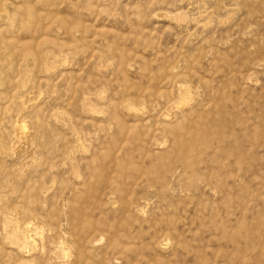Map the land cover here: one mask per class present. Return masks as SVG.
<instances>
[{
	"label": "rangeland",
	"instance_id": "374dc122",
	"mask_svg": "<svg viewBox=\"0 0 264 264\" xmlns=\"http://www.w3.org/2000/svg\"><path fill=\"white\" fill-rule=\"evenodd\" d=\"M0 264H264V0H0Z\"/></svg>",
	"mask_w": 264,
	"mask_h": 264
},
{
	"label": "bare ground",
	"instance_id": "6f19581e",
	"mask_svg": "<svg viewBox=\"0 0 264 264\" xmlns=\"http://www.w3.org/2000/svg\"><path fill=\"white\" fill-rule=\"evenodd\" d=\"M20 135H19V138L21 139V142H29V140L32 138V135L31 133L27 132L25 130L26 128V125L23 124V121H17V124H16ZM25 130V131H24ZM30 228H32L31 226V222L30 223H25L24 226H15V231L18 233V235L20 236L21 234L23 235V242L24 243H27V238L26 236L24 235L26 231H29Z\"/></svg>",
	"mask_w": 264,
	"mask_h": 264
}]
</instances>
